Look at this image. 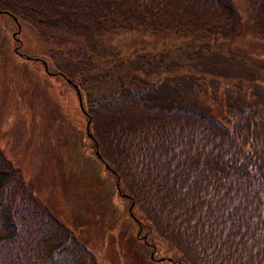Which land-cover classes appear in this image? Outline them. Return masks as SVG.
I'll return each mask as SVG.
<instances>
[{
  "label": "trees",
  "instance_id": "1",
  "mask_svg": "<svg viewBox=\"0 0 264 264\" xmlns=\"http://www.w3.org/2000/svg\"><path fill=\"white\" fill-rule=\"evenodd\" d=\"M245 1L249 29L264 39V0ZM0 11L39 34L78 25L205 37L234 17L225 0H0ZM259 68L264 75V63ZM123 85L87 94L83 110L94 148L131 201L137 236L152 249L155 232L175 249L177 264H264V116L234 106L223 119L151 102ZM0 264H99L25 187L1 148Z\"/></svg>",
  "mask_w": 264,
  "mask_h": 264
},
{
  "label": "rangeland",
  "instance_id": "2",
  "mask_svg": "<svg viewBox=\"0 0 264 264\" xmlns=\"http://www.w3.org/2000/svg\"><path fill=\"white\" fill-rule=\"evenodd\" d=\"M225 1L232 22L205 37L148 27L94 32L78 25L39 34L0 11L1 151L25 187L99 264L177 263L171 260L175 249L155 232L152 249L137 236L131 201L93 146L85 96L118 91L123 83L151 102L223 119L232 118L234 106H252L264 116V39L249 29L245 0ZM212 40L219 44L211 46ZM75 50L90 57H75ZM161 64L170 66L156 68Z\"/></svg>",
  "mask_w": 264,
  "mask_h": 264
},
{
  "label": "bare ground",
  "instance_id": "3",
  "mask_svg": "<svg viewBox=\"0 0 264 264\" xmlns=\"http://www.w3.org/2000/svg\"><path fill=\"white\" fill-rule=\"evenodd\" d=\"M16 34V33H15ZM11 36H12V34H11ZM57 71H59V70H57ZM56 72V71H55ZM58 73V72H57ZM69 83V82H68ZM77 89H78V87H77ZM103 163V162H102ZM104 164V163H103Z\"/></svg>",
  "mask_w": 264,
  "mask_h": 264
},
{
  "label": "water",
  "instance_id": "4",
  "mask_svg": "<svg viewBox=\"0 0 264 264\" xmlns=\"http://www.w3.org/2000/svg\"><path fill=\"white\" fill-rule=\"evenodd\" d=\"M79 97V101H80V96H78Z\"/></svg>",
  "mask_w": 264,
  "mask_h": 264
}]
</instances>
